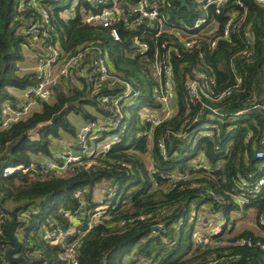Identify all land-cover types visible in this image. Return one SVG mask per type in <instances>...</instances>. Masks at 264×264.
I'll return each instance as SVG.
<instances>
[{
	"label": "trees",
	"instance_id": "trees-1",
	"mask_svg": "<svg viewBox=\"0 0 264 264\" xmlns=\"http://www.w3.org/2000/svg\"><path fill=\"white\" fill-rule=\"evenodd\" d=\"M64 1L0 0V264H8L13 218L21 256L29 264H62L64 249L44 241V233L68 228L72 217L86 223L102 204L94 198L101 184L111 191L105 199L110 204L82 240L79 264H264V186L258 187L264 156H256L264 154V5L239 0L242 7L233 6L231 0L220 15L211 8L221 32L227 14L239 12V34L218 40L214 48L212 37H204L185 51L179 42L157 40L146 26L118 25L126 33L116 41L111 28L85 22L104 0H79L68 7ZM185 1L189 9L180 0H159L158 6L173 21L191 25L199 14ZM109 3L125 12L135 4ZM246 30L250 45L243 41ZM135 36L148 42V52H135ZM51 47L62 60L84 56L70 77L53 87L50 100L2 128L5 108L23 102L12 91L24 92L38 82L35 71L21 68L25 50L48 57ZM105 55L111 73L100 84L96 68ZM157 60L174 76L166 119L155 94ZM190 83L198 87L194 103L186 90ZM71 114L108 130L95 143L113 135L119 143L107 154L82 155ZM151 115L161 118L153 124L147 120ZM64 136L76 138L70 149L83 164L95 163L39 177L47 161H57L53 148ZM7 168L27 172L5 176ZM251 211L259 231L234 233L232 216ZM200 219L202 233L196 237ZM215 223L221 226L218 234Z\"/></svg>",
	"mask_w": 264,
	"mask_h": 264
},
{
	"label": "built area",
	"instance_id": "built-area-1",
	"mask_svg": "<svg viewBox=\"0 0 264 264\" xmlns=\"http://www.w3.org/2000/svg\"><path fill=\"white\" fill-rule=\"evenodd\" d=\"M159 0H132L135 4H128L129 12H125L120 6L109 3V0L103 1V7L98 12H88L85 17V22L94 25H102L105 28L112 29V36L116 41H121L117 35L119 29L118 25H124L126 29L135 30L139 26H146L154 38L163 39V43H175L179 42L183 45L184 50H190L195 46H199L201 40L204 37H212L210 47L214 48L218 40H231V34H239L241 25L236 21L239 18V12H230L227 14V21L220 31V26L211 17V8L215 9L216 15L221 14V7L223 4L230 2L231 0H189L195 5L196 11L199 14L194 22L189 25L182 21H173L168 12H162L158 6ZM257 3L264 5V0H255ZM233 6H241L239 0H233ZM164 7V6H163ZM124 33L126 31L122 29ZM243 41L247 44H251L252 37L248 30L243 34ZM137 54H145L149 51V44L144 40L135 36L132 44ZM174 47V46H173ZM50 56L42 57L36 54L38 62L37 65V84L28 90L23 92V102L15 104L14 106L8 105L5 108L6 118L2 123V128H7L10 124L18 122L21 119L30 115L33 109L38 105L39 101H48L52 97V89L62 79L70 77L71 71L81 62L84 54L79 53L66 59H60V54L57 49L49 48ZM174 52V48H171V52ZM154 75L160 82V89L155 90L157 99L163 102L164 108L161 117L166 119L171 114L170 108V91L173 90V74L169 67L165 70L161 68L158 60L155 63ZM96 71L99 75V82L102 84L109 79L111 73V62L109 56L105 55L101 58L97 64ZM162 76L166 78V81L161 80ZM190 101L196 102L198 99V87L196 83H190L187 85ZM127 91H131L127 87ZM230 94V91L227 93ZM104 102L108 103L109 98H104ZM116 105V104H115ZM160 117V118H161ZM159 116L151 115L147 118L150 123H157ZM108 131L106 128L101 127L98 124L85 125L81 132L78 134V145L82 150V155L91 157L94 153L107 154L113 146L119 143V136L113 135L104 140L102 146L98 150H93L89 155L86 150L92 141L104 139V133ZM258 159L263 158L264 154L259 152L256 154ZM78 158V159H72ZM81 155L68 156L59 154L57 161H50L40 171H38L39 177H44L48 174H58L59 172H67L73 165L84 166L89 169L95 162L90 161L83 164ZM15 168H7L5 170V176H11L16 171L20 170ZM26 173V170H20ZM264 186V179L260 180L258 187ZM116 191V188L113 189ZM80 192L76 193L75 197L79 198ZM110 204L106 201L101 210L95 208L94 212L86 223L81 218L72 217L70 219V225L64 229L62 227H55L51 230L45 231L43 239L49 242L52 246H60L64 249L61 256L62 264H79L78 256L81 247L82 240L91 232L94 224L104 214H106L107 207ZM100 206V205H99ZM220 226V225H218ZM221 228V226H220ZM218 231V232H217ZM220 229H214L213 233L218 234ZM22 250L19 256H21ZM22 257V256H21ZM7 259V258H6ZM8 263V261H7ZM136 264V263H134Z\"/></svg>",
	"mask_w": 264,
	"mask_h": 264
},
{
	"label": "rangeland",
	"instance_id": "rangeland-1",
	"mask_svg": "<svg viewBox=\"0 0 264 264\" xmlns=\"http://www.w3.org/2000/svg\"><path fill=\"white\" fill-rule=\"evenodd\" d=\"M78 1L79 0H65L63 2V5L68 7L70 4L75 5ZM37 47H39V45ZM25 55H26L27 60L21 65L22 70L23 71H35L37 73V69L36 68H37L38 62H36L37 61L36 54L32 53V52L30 53L29 51L25 50ZM12 93L19 100L22 99L23 96H24L23 92H21V91L20 92L12 91ZM128 104L137 105V106H135V109L141 108V104L140 103L139 104L136 103V102L132 103L131 101H129ZM38 109H39V107L36 106L33 109V111H36ZM145 111H148V110H145ZM69 118H70V121L75 125L76 130H77V132L79 134L81 132V129L85 126V124L82 123L80 118L75 117L73 114H71ZM64 138H65L63 140L64 142L57 143L56 147L53 148V156L55 158H57L59 154H63V155L77 157V155H78L77 151H74V150L70 149V142H74L76 140V138L72 139V137L68 138L67 136H64ZM101 146H102L101 142L95 143L94 141H92L90 146H89V148L86 150V153H88L90 155L94 149L98 150V148H100ZM72 159H78V158H72ZM49 162L50 161H47V163H49ZM58 174H62V173L59 172ZM104 185H106V184H101L98 187L97 194H95V196H94L95 201H97V203H102V204H100V206H98L97 210H101V209L104 208V207H102L104 205L103 203L106 202L105 199L108 198L110 193H111V191H109ZM232 217H233L232 221H235V225L233 226L234 233H236V234L237 233H242V232L248 231V230H252L254 232H258L259 231L257 220H256V216H255V213L253 211L248 212L247 214H244V213L236 214L235 213ZM202 227H203V221L200 219L199 220V224L197 226L196 237L198 235H201V233H202V229L201 228ZM214 229L215 230L216 229H220V226H218L215 223ZM204 230H207V228L206 229L204 228Z\"/></svg>",
	"mask_w": 264,
	"mask_h": 264
},
{
	"label": "water",
	"instance_id": "water-1",
	"mask_svg": "<svg viewBox=\"0 0 264 264\" xmlns=\"http://www.w3.org/2000/svg\"><path fill=\"white\" fill-rule=\"evenodd\" d=\"M183 7L189 9V5L185 0H180ZM124 31L119 29L117 35L120 40L124 39ZM15 218L8 225V235L10 238L11 248L6 251V258L8 264H29L23 257L19 256L22 250V244L19 241L18 237L14 231ZM160 227H155V229H159Z\"/></svg>",
	"mask_w": 264,
	"mask_h": 264
}]
</instances>
